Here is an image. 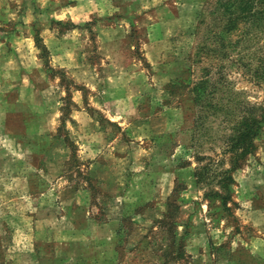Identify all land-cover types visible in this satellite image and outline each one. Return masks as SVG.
Segmentation results:
<instances>
[{
    "label": "clouds",
    "instance_id": "9594fccd",
    "mask_svg": "<svg viewBox=\"0 0 264 264\" xmlns=\"http://www.w3.org/2000/svg\"><path fill=\"white\" fill-rule=\"evenodd\" d=\"M214 4L0 0V264H264V0Z\"/></svg>",
    "mask_w": 264,
    "mask_h": 264
},
{
    "label": "rangeland",
    "instance_id": "374dc122",
    "mask_svg": "<svg viewBox=\"0 0 264 264\" xmlns=\"http://www.w3.org/2000/svg\"><path fill=\"white\" fill-rule=\"evenodd\" d=\"M13 8H15V4L11 5ZM27 6V0H21V13H23L24 8ZM218 3L217 0H215L214 4V11H217ZM218 13V12H217ZM218 17V16H217ZM0 23H3L2 20H0ZM7 27L11 26V22H9ZM3 30V29H0ZM46 54V53H45ZM23 116L21 114L17 115H9L6 118V123L19 127L21 121L23 120ZM254 204L258 206H264V191L257 190V192L254 194ZM38 255L36 259L38 260V264H64V260L66 258V255L68 252H74L77 256V258L80 257L81 249L79 245H69L67 249L62 250V253L60 256H54L52 254V246L48 244H41L38 247ZM42 253V254H40ZM244 258H241V264H243Z\"/></svg>",
    "mask_w": 264,
    "mask_h": 264
},
{
    "label": "trees",
    "instance_id": "16d2710c",
    "mask_svg": "<svg viewBox=\"0 0 264 264\" xmlns=\"http://www.w3.org/2000/svg\"><path fill=\"white\" fill-rule=\"evenodd\" d=\"M218 7V20H224V19H235V13L240 12L244 13L247 12L250 8L251 0H217ZM251 131H249L246 135L242 137L244 144H245V150L247 151V145L250 143V136Z\"/></svg>",
    "mask_w": 264,
    "mask_h": 264
}]
</instances>
